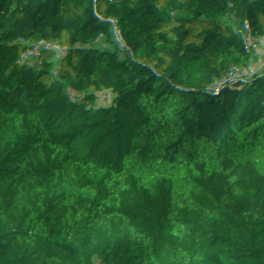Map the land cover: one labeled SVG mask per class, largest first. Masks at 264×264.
<instances>
[{
    "label": "trees",
    "instance_id": "obj_1",
    "mask_svg": "<svg viewBox=\"0 0 264 264\" xmlns=\"http://www.w3.org/2000/svg\"><path fill=\"white\" fill-rule=\"evenodd\" d=\"M0 22L52 43L50 97L69 114L50 126L0 69V169L23 180L0 181V264H264V0H0ZM89 54L109 73L99 92ZM200 152L241 205L171 225L213 193Z\"/></svg>",
    "mask_w": 264,
    "mask_h": 264
},
{
    "label": "built area",
    "instance_id": "obj_2",
    "mask_svg": "<svg viewBox=\"0 0 264 264\" xmlns=\"http://www.w3.org/2000/svg\"><path fill=\"white\" fill-rule=\"evenodd\" d=\"M9 37L10 31L7 25L0 22V69L12 80L19 91L26 92L33 98L40 114L49 120L50 126H53L56 118L67 117L69 114L50 97L56 75L45 62V56L51 49L52 43L33 45L25 42L22 36L11 41H9ZM24 56H32L36 61L43 63L39 73L33 74L28 69H21L15 63V61H20ZM256 57L257 50L254 46L241 49L231 64L230 77L233 78L235 72L239 74L244 73L243 68L249 64H253ZM85 64L88 70V79L91 82L94 84H104L108 80V71L96 62L92 54L87 56ZM78 67V64L70 62L65 66L63 71L69 72ZM113 82L116 83V80H113ZM101 99L105 102H112L114 91L111 92V89H109ZM66 152L70 154L68 149ZM194 163L198 166L203 181L216 184L215 191L211 195L203 197L201 207H199L194 196L187 195L183 204L170 212L165 218L171 225L175 224L185 212L192 210L203 211L221 196L224 200L220 201L221 203H229L232 206L241 205L240 201L235 202L229 198L230 196H235V193L229 186V180L232 176L231 170L209 167L202 152L199 153V157L194 160ZM2 180L12 182L14 188H18L23 182L15 172L0 169V181ZM218 204L220 203L218 202Z\"/></svg>",
    "mask_w": 264,
    "mask_h": 264
},
{
    "label": "rangeland",
    "instance_id": "obj_3",
    "mask_svg": "<svg viewBox=\"0 0 264 264\" xmlns=\"http://www.w3.org/2000/svg\"><path fill=\"white\" fill-rule=\"evenodd\" d=\"M103 85H104L103 83H97L96 84L95 88L97 89V92L102 90ZM115 85H116V83H114V82H112L111 85H109V89H111V92L114 91ZM215 186H216V184H215ZM199 197H202V195H200ZM221 201H224V200L221 199ZM50 225H51L52 234L57 235V236L65 235L69 231V227H70V223L68 221L52 223ZM32 227H34V226H32Z\"/></svg>",
    "mask_w": 264,
    "mask_h": 264
},
{
    "label": "crops",
    "instance_id": "obj_4",
    "mask_svg": "<svg viewBox=\"0 0 264 264\" xmlns=\"http://www.w3.org/2000/svg\"><path fill=\"white\" fill-rule=\"evenodd\" d=\"M4 49H6V48H4ZM15 63H17V65L21 69H28L33 74L39 73L40 72V67L43 64L41 61H36L35 58H33L32 56H24L20 61H15ZM212 186L214 187L213 188V193H214L215 185L212 184ZM221 199H223V198H221Z\"/></svg>",
    "mask_w": 264,
    "mask_h": 264
}]
</instances>
